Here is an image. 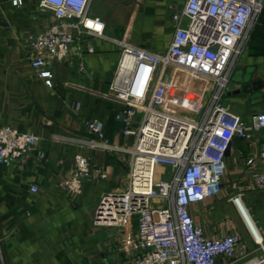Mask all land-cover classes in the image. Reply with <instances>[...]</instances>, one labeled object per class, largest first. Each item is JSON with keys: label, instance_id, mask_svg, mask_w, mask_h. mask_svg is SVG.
Masks as SVG:
<instances>
[{"label": "crops", "instance_id": "crops-1", "mask_svg": "<svg viewBox=\"0 0 264 264\" xmlns=\"http://www.w3.org/2000/svg\"><path fill=\"white\" fill-rule=\"evenodd\" d=\"M38 2L22 0L15 5L13 0H0V21L4 22L0 24V124L36 135L27 154L0 163V264H122L132 252L126 239L137 230L136 218L126 228L94 220L101 196L121 190L126 183L129 154L123 149L133 141L132 136H123V123L116 118L121 105L110 97L109 84L119 58L114 40L124 38L163 52L174 32L171 13L185 0H92L90 13L104 21V36L82 32L66 58L52 63V86L29 65L24 43L27 34L42 30L52 18ZM228 69L225 102L231 110L245 120L264 111V87L256 95L235 93L240 85L232 81L245 70L253 78L264 77V14L248 29L247 42ZM181 74L188 80L172 79L165 101L170 90L182 95L185 90H198L189 81L194 76ZM90 118L102 121L106 137L118 149L83 145L89 137L85 121ZM262 145L264 131L253 132L250 139L234 137L225 156L221 190L189 208L206 236L240 235L231 264H264V248L254 241L229 199L258 169L257 151ZM77 152L91 160L78 193L67 187ZM243 200L264 243V190L246 189ZM217 264L226 261L219 258Z\"/></svg>", "mask_w": 264, "mask_h": 264}, {"label": "built area", "instance_id": "built-area-1", "mask_svg": "<svg viewBox=\"0 0 264 264\" xmlns=\"http://www.w3.org/2000/svg\"><path fill=\"white\" fill-rule=\"evenodd\" d=\"M91 1L39 0V7L50 11L52 18L42 30L27 34L24 43L29 65L46 85L53 84L52 63L66 58L82 32L104 36V21L90 13ZM21 3L13 0L15 5ZM262 8L264 0H185L171 13L174 32L163 52L124 38L114 40L119 58L109 84L110 97L121 105L116 118L123 123V136H132L133 141L123 149L129 154L126 183L121 190L101 196L94 220L126 228L136 218L137 230L126 239L132 252L122 264H217L219 258L231 264L236 257L240 235L206 236L189 208L221 190L225 156L233 138L250 139L253 132L264 131V111L245 120L222 102L229 64L244 48L248 29ZM169 71L174 72L168 80ZM181 72L205 78L211 85L208 100L195 106L192 116L177 112L165 101L168 85ZM85 127L89 137L83 145L119 148L109 142L100 119L86 120ZM35 142L34 133L0 124V163L20 159ZM73 160L67 187L78 193L91 160L83 152H77ZM257 160L258 169L229 199L254 241L264 248L243 200L246 189L264 190V145L257 151ZM31 189L36 191L34 186Z\"/></svg>", "mask_w": 264, "mask_h": 264}, {"label": "rangeland", "instance_id": "rangeland-1", "mask_svg": "<svg viewBox=\"0 0 264 264\" xmlns=\"http://www.w3.org/2000/svg\"><path fill=\"white\" fill-rule=\"evenodd\" d=\"M170 72H174V71H169V73L166 72L167 73L166 74V78L168 80L170 79V76H171ZM193 76L196 78L193 82L198 87V90H195V91H187V90H185L183 95L182 94H177V92H175L174 90H170L167 93V97H168L167 101L168 102H171V101L177 102L178 101V103L180 104V105H174L173 108L180 109L182 112H179V113L186 114L187 116H192L193 108L195 106H198L199 104L204 105L206 103V101L208 100V97H209V94H210L211 85L208 84L210 82H208L207 79L205 80V78L203 79L202 77H201V79H199L200 77L196 76L195 74L191 75L192 78H193ZM181 78H185V76L181 75ZM186 79L188 80L187 77H186ZM226 96H227V90H225V92L223 94L222 102H223L224 105H227L230 109H232L231 106L229 105V103L225 102ZM176 97H179V98H182V99L176 100ZM183 100L185 102H187V103L182 104ZM164 106H166V105H164ZM195 118H200V116L195 115Z\"/></svg>", "mask_w": 264, "mask_h": 264}, {"label": "water", "instance_id": "water-1", "mask_svg": "<svg viewBox=\"0 0 264 264\" xmlns=\"http://www.w3.org/2000/svg\"><path fill=\"white\" fill-rule=\"evenodd\" d=\"M2 23L4 24V22L0 21V24ZM52 73L54 76L53 69H52ZM243 73L244 74L239 77L238 76L236 78L233 77L232 81L235 82L237 85H240L239 87L235 88L233 92L253 93L254 95H256V93L260 91L262 87H264V77L253 78L252 73L247 70H245Z\"/></svg>", "mask_w": 264, "mask_h": 264}, {"label": "trees", "instance_id": "trees-1", "mask_svg": "<svg viewBox=\"0 0 264 264\" xmlns=\"http://www.w3.org/2000/svg\"><path fill=\"white\" fill-rule=\"evenodd\" d=\"M262 14H264V9H262L261 13L259 14V16L257 17V20L255 21V23H257L258 21H260V18L262 16Z\"/></svg>", "mask_w": 264, "mask_h": 264}, {"label": "bare ground", "instance_id": "bare-ground-1", "mask_svg": "<svg viewBox=\"0 0 264 264\" xmlns=\"http://www.w3.org/2000/svg\"><path fill=\"white\" fill-rule=\"evenodd\" d=\"M258 239L260 240V237H258Z\"/></svg>", "mask_w": 264, "mask_h": 264}]
</instances>
